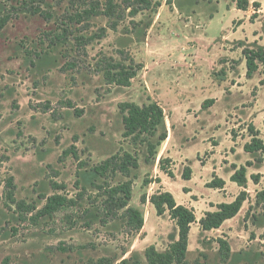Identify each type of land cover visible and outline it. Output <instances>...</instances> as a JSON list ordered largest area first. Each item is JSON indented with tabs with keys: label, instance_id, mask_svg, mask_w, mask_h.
<instances>
[{
	"label": "rangeland",
	"instance_id": "374dc122",
	"mask_svg": "<svg viewBox=\"0 0 264 264\" xmlns=\"http://www.w3.org/2000/svg\"><path fill=\"white\" fill-rule=\"evenodd\" d=\"M90 2L101 10L106 4L45 0L39 4L51 16L45 20L20 9L23 0H0V16L12 15L0 33V264H99L102 258L103 264H118L124 252L125 258L144 260L149 246L165 251L177 228L167 213L158 217L149 202L141 204L142 195L170 192L201 218L213 211L211 205L233 201L241 192L229 177L232 166L247 162L252 165L246 169L248 199L240 212L218 230L202 232L193 225L186 261L219 264L216 239H222L231 250L225 264H264L263 209L255 206L256 192L264 190V154L243 151L251 139L248 126L264 143V69L247 78L241 54L242 46L264 47V0L251 1L260 4L254 22V9L239 11L235 0H152L160 7L134 17L126 10L128 0H114L119 19L100 15L68 22ZM112 21L118 22L115 30ZM64 29L63 39H54ZM124 59L141 65L130 86L107 84V64L128 65ZM149 102L163 109L167 139L145 163V149L122 136L119 105ZM72 146L78 160L62 156ZM121 151L139 159L129 205L145 221L136 233L129 232L123 217L100 223L102 199L92 184L104 180L89 172ZM157 159L170 161L165 165L172 178ZM80 161L86 165L81 170ZM187 167L189 182L183 179ZM214 175L228 181L223 190L207 187ZM256 175L258 184L251 180ZM9 177L15 199L35 207L31 214L6 205ZM125 180L110 176L107 184ZM51 183L65 189L54 190ZM81 188L86 189L82 200ZM54 194L78 200L36 216Z\"/></svg>",
	"mask_w": 264,
	"mask_h": 264
},
{
	"label": "trees",
	"instance_id": "16d2710c",
	"mask_svg": "<svg viewBox=\"0 0 264 264\" xmlns=\"http://www.w3.org/2000/svg\"><path fill=\"white\" fill-rule=\"evenodd\" d=\"M9 1V0H7ZM24 3L19 7L22 10L29 12L32 15H40L45 20H50L51 16L47 12L41 9L39 4L45 0H23ZM252 0H235V7L237 10L246 12L250 7L254 9V14L251 16L250 21L254 22L258 18V10L260 4L252 2ZM98 3L90 2L80 11H76L73 15L68 16V22L83 23L92 17L103 15L105 17L113 19L116 17L119 19V15L116 14V5L114 0H106L104 9H100ZM26 6V9L24 8ZM152 6L160 7V4L152 0H128L126 10H129V16L134 17L139 12L148 10ZM17 17V16H16ZM12 15L3 14L0 16V33L6 27L11 20ZM117 21H112L111 29L117 28ZM100 37L104 34V30H101ZM67 33V30H63L62 34L54 37L57 41H61ZM81 40H84L81 38ZM241 54L245 63L246 77L252 78V76L259 71L260 68L264 69V47L255 44L254 46H242ZM126 64L108 63L107 68L103 70L104 78L109 85H115L119 87H129L130 81L136 76L137 72L140 71L141 65L135 63L132 59H124ZM211 103V102H210ZM67 107L73 109L71 103H67ZM119 111L122 117L123 125V138L128 139L133 146H140L145 149V163H149L154 160L157 155V149L167 139V129L165 127V116L163 109L155 102H149L143 105H137L135 103H122L119 105ZM75 114H78L77 110H74ZM81 114V112H80ZM264 123V122H263ZM250 134V141L243 146V151L250 155L264 154V143L259 138V133L254 127L248 126ZM73 156L78 160L75 147L63 152V157ZM166 163H170L168 159L159 160V169L165 173L168 177L172 178L173 174L169 167H166ZM85 163L80 161L79 169L85 167ZM252 166L250 162H247L245 166L237 168L232 166L233 174L230 177V181L235 183L242 190L230 203H221L218 205H211L214 208L213 211L204 213L203 217L199 220L200 230L202 232H210L212 230H218L226 221L233 219L240 212L244 202L248 199L245 191L247 186L246 169ZM139 169V159L134 153L121 151L110 156L101 163L91 167L89 172L95 175L97 179H103L102 184H92V187L98 192V196L102 199L100 203L99 211L102 214L100 223L103 225L108 224L111 221L116 220L118 217L126 219L127 229L130 233L139 232L144 225L143 214L136 208L129 205L132 199V188L133 172ZM121 176L125 181L119 182L117 185H108L107 179L112 176ZM191 170L186 168L183 173L184 180H190ZM251 180L254 184H258L259 177L251 176ZM150 181L145 180L144 183L147 185ZM77 184V183H76ZM54 190L65 189L64 186L56 185L51 183ZM207 187L213 190H223L225 182L213 176ZM16 185L13 177H9L4 183V193L7 200L6 205L11 207L15 206L17 210L26 209L25 211L29 214L35 211V207L26 205L22 201L15 199L14 192ZM85 188L80 190V200L83 199ZM79 197V196H78ZM147 196L142 195L140 197V203L145 204L147 202ZM78 200V199H77ZM77 200L68 199L65 196L54 194L46 198V203L43 208L38 211L36 216L44 217L49 216L57 212L59 209L65 207H72L76 204ZM149 203L153 206L156 215L161 217L166 213L169 218L175 223L177 228V238L173 240L163 252L157 251L153 246H149L143 252L144 260L139 258H133L132 256L125 258L127 252H124L122 257L116 259L118 264H188L186 256L188 253L189 243V232L191 225L196 223L194 211L183 205H178L169 192H157L149 197ZM255 206L263 209L264 217V190L256 192ZM251 206L246 213L245 219L249 218ZM88 212V209L84 210L83 213ZM121 212V213H120ZM121 214V215H120ZM254 218V222H255ZM88 223L87 226H90ZM219 253V264H225L230 256L231 250L229 244L222 240L216 239ZM82 248V247H80ZM107 262L105 258L98 261L99 264ZM194 264H208L207 262L201 263L197 260Z\"/></svg>",
	"mask_w": 264,
	"mask_h": 264
},
{
	"label": "crops",
	"instance_id": "0c3cea01",
	"mask_svg": "<svg viewBox=\"0 0 264 264\" xmlns=\"http://www.w3.org/2000/svg\"><path fill=\"white\" fill-rule=\"evenodd\" d=\"M167 154H168V153H167ZM157 162L159 163L158 159H157ZM237 168H239V167H237ZM162 173H163V172H162ZM163 174L166 175L165 173H163ZM232 174H233V170H232ZM232 174H231V175H232ZM231 175H230V177H231ZM166 176H167V175H166ZM230 177H229V181H230ZM222 180L225 182V185H227V182H228V181H226L225 179H222ZM184 181L189 182V181H191V179H190V180H184ZM230 183L236 185L235 183H233V182H231V181H230ZM236 186H237V185H236ZM237 187H238V186H237ZM238 188H240V187H238ZM169 193H170V192H169ZM186 193L189 194L190 192H186ZM170 194H171V193H170ZM184 195H186V194L184 193ZM148 199H149V198H148ZM148 199H147V202H149ZM234 199H235V198H234ZM230 202H232V201H230ZM230 202H223V203H230ZM176 203H177V202H176ZM177 204H178V203H177ZM219 204H221V203H219ZM178 205H179V204H178ZM217 205H218V204H217ZM213 206H215V205H213ZM189 209H190V208H189ZM212 209L214 210V208H212ZM206 212H208V211L206 210L204 213H206ZM204 213H202V215H204ZM194 214H195V212H194ZM145 216L147 217L148 214L146 213ZM146 217H145V218H146ZM202 217H203V216H202ZM202 217H201V218H202ZM195 218H196V223H194L193 225L198 226V229L200 230L199 220H200L201 218H197V217H196V214H195ZM234 218H235V217H234ZM234 218H233V219H234ZM231 220H232V219H231ZM144 221H145V220H144ZM228 221H230V220H228ZM226 222H227V221H226ZM193 225H191V227H192ZM190 231H191V228H190ZM189 235H190V232H189Z\"/></svg>",
	"mask_w": 264,
	"mask_h": 264
}]
</instances>
